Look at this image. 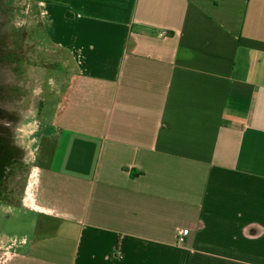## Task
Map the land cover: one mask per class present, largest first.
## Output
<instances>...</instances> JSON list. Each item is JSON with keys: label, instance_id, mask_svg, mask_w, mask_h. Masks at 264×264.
I'll return each instance as SVG.
<instances>
[{"label": "crops", "instance_id": "1", "mask_svg": "<svg viewBox=\"0 0 264 264\" xmlns=\"http://www.w3.org/2000/svg\"><path fill=\"white\" fill-rule=\"evenodd\" d=\"M36 3L64 71L0 264H264V0Z\"/></svg>", "mask_w": 264, "mask_h": 264}, {"label": "rangeland", "instance_id": "2", "mask_svg": "<svg viewBox=\"0 0 264 264\" xmlns=\"http://www.w3.org/2000/svg\"><path fill=\"white\" fill-rule=\"evenodd\" d=\"M64 58L39 26L36 0H0V254L33 233L38 128L53 116Z\"/></svg>", "mask_w": 264, "mask_h": 264}, {"label": "built area", "instance_id": "3", "mask_svg": "<svg viewBox=\"0 0 264 264\" xmlns=\"http://www.w3.org/2000/svg\"><path fill=\"white\" fill-rule=\"evenodd\" d=\"M35 168V167H34ZM37 168V167H36ZM38 169V168H37ZM33 172V171H32ZM188 232H189V230L188 229H184V230H182L181 232H180V235H179V240L180 241H183L184 240V236L185 235H187L188 234ZM9 248H7L4 252H3V254L4 255H7L8 253H9Z\"/></svg>", "mask_w": 264, "mask_h": 264}, {"label": "trees", "instance_id": "4", "mask_svg": "<svg viewBox=\"0 0 264 264\" xmlns=\"http://www.w3.org/2000/svg\"><path fill=\"white\" fill-rule=\"evenodd\" d=\"M1 146H2V149H0V153L5 152V154L7 155L8 154L7 142L5 141V143H2Z\"/></svg>", "mask_w": 264, "mask_h": 264}]
</instances>
